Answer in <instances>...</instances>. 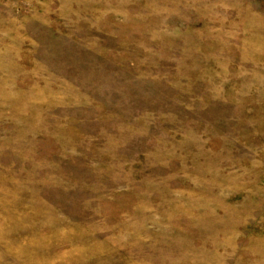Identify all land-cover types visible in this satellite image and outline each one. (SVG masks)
<instances>
[{"label": "rangeland", "instance_id": "rangeland-1", "mask_svg": "<svg viewBox=\"0 0 264 264\" xmlns=\"http://www.w3.org/2000/svg\"><path fill=\"white\" fill-rule=\"evenodd\" d=\"M0 264H264V0H0Z\"/></svg>", "mask_w": 264, "mask_h": 264}]
</instances>
